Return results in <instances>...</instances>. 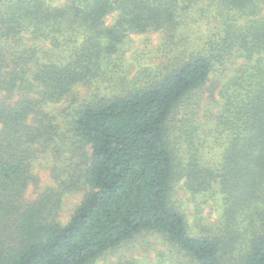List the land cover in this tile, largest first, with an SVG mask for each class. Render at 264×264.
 I'll return each mask as SVG.
<instances>
[{"label": "trees", "instance_id": "16d2710c", "mask_svg": "<svg viewBox=\"0 0 264 264\" xmlns=\"http://www.w3.org/2000/svg\"><path fill=\"white\" fill-rule=\"evenodd\" d=\"M196 6L216 28L163 71L54 107L130 32L174 43ZM145 232L193 264H264V0H0V264H94Z\"/></svg>", "mask_w": 264, "mask_h": 264}, {"label": "rangeland", "instance_id": "374dc122", "mask_svg": "<svg viewBox=\"0 0 264 264\" xmlns=\"http://www.w3.org/2000/svg\"><path fill=\"white\" fill-rule=\"evenodd\" d=\"M200 9L196 6L190 12L189 24L180 30V35L174 43L168 41L166 39L168 37L162 32L144 34L130 32L125 37L119 52L101 66L100 75L91 85L76 87L74 98L66 99L54 107L60 109L69 103L80 105L85 100H98L101 96L113 95L123 89L124 84H130L135 79H138V83L142 84L151 76L163 71L164 66L178 56L180 51L187 47L191 48L190 46L195 47L200 37L207 36L216 28L215 19L208 17L210 13L204 10L202 12ZM183 37L187 39L181 40ZM201 106L203 111L212 107L207 99H203ZM203 111L200 112V120L204 119ZM207 129V126H202L200 132L207 137L210 143L213 140ZM181 148L180 153L185 155V145L182 144ZM220 150L215 147L211 150L209 157L219 156ZM40 172L42 184L53 183L47 169L40 170ZM178 186L182 187L178 194L179 200L185 203L192 220L197 207H200L201 197L193 198V195L186 191L182 184H178ZM84 193L85 187L80 186L65 196L61 213L62 221H67L72 210L81 202ZM214 206L215 202L211 200L206 206L203 205L202 213L204 215L211 214L214 219L216 216ZM210 210H212L211 213ZM189 261L182 257V253H179L163 236L145 232L110 250L94 264H193Z\"/></svg>", "mask_w": 264, "mask_h": 264}]
</instances>
